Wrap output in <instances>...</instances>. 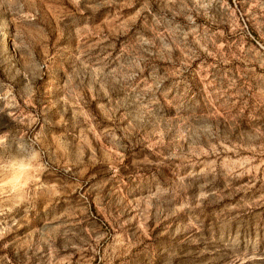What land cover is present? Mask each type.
Returning <instances> with one entry per match:
<instances>
[{
    "label": "rangeland",
    "instance_id": "rangeland-1",
    "mask_svg": "<svg viewBox=\"0 0 264 264\" xmlns=\"http://www.w3.org/2000/svg\"><path fill=\"white\" fill-rule=\"evenodd\" d=\"M0 264H264V0H0Z\"/></svg>",
    "mask_w": 264,
    "mask_h": 264
},
{
    "label": "clouds",
    "instance_id": "clouds-1",
    "mask_svg": "<svg viewBox=\"0 0 264 264\" xmlns=\"http://www.w3.org/2000/svg\"><path fill=\"white\" fill-rule=\"evenodd\" d=\"M39 158V153L38 152H36V151H33L32 152V154H31V159L32 160H37ZM27 165H25V164H20V167L21 168H23V167H26ZM21 187H22V185H21ZM17 189L15 188V187H13V191H16Z\"/></svg>",
    "mask_w": 264,
    "mask_h": 264
}]
</instances>
